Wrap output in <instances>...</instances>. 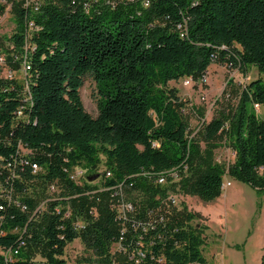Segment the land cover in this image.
Returning a JSON list of instances; mask_svg holds the SVG:
<instances>
[{"label":"trees","instance_id":"1","mask_svg":"<svg viewBox=\"0 0 264 264\" xmlns=\"http://www.w3.org/2000/svg\"><path fill=\"white\" fill-rule=\"evenodd\" d=\"M13 12L4 60L22 76L0 74V264H66L76 239L93 253L87 264H206L198 217L171 202L177 183L151 173L180 169V192L203 201L226 172L264 191V118L247 109L264 105V80L193 136L185 113L203 111L170 83L199 81L213 63L264 73V0H20ZM87 75L96 117L81 98ZM224 142L235 152L227 170L215 160ZM79 167L98 183L71 180ZM51 183L58 196H35Z\"/></svg>","mask_w":264,"mask_h":264},{"label":"rangeland","instance_id":"2","mask_svg":"<svg viewBox=\"0 0 264 264\" xmlns=\"http://www.w3.org/2000/svg\"><path fill=\"white\" fill-rule=\"evenodd\" d=\"M19 1L2 0L6 6L5 13L0 16V54L3 59L7 54L6 50L11 47L9 38L17 28L13 8ZM215 65L213 63L209 67L205 80L201 78L197 82L192 79L189 86L183 85V79L170 83V86L180 90V95L184 98H190V94L196 98L197 105L193 106L203 111V117L199 111L194 112L193 109H188L185 113L190 121L192 136L199 130L202 122L210 121L214 115L229 114L234 110L240 101L242 90L251 81L258 78L264 80V73L255 66H250L242 72L235 67L223 66L224 69H221ZM7 72L18 79L22 76L13 64L9 65L5 60H0L1 76H7ZM81 98L86 111L96 117L99 113L100 93L91 75H87L83 80ZM247 109L250 113L264 118V105L248 104ZM215 160L227 170L235 161V152L224 142L215 150ZM77 170L88 173V168L85 167H79ZM78 180L81 181L80 178ZM180 181L181 176L173 181L177 183L176 190L171 189L170 193L177 199L178 208L187 207L198 217L192 224L201 228L204 240L202 253L207 260L206 264H262L264 191L234 179L226 172L223 176L222 192L212 201H203L197 196L180 192L178 185ZM228 182L230 185L227 186ZM60 191L61 186L57 183H51L45 188L37 184L35 196L42 198L45 194L47 197H56ZM121 196V201L126 202L123 191ZM46 200L43 199L40 206H45ZM117 249L118 245H113L112 252H116ZM62 258L66 264H87V260L93 258V253L81 239H76L66 246Z\"/></svg>","mask_w":264,"mask_h":264},{"label":"built area","instance_id":"3","mask_svg":"<svg viewBox=\"0 0 264 264\" xmlns=\"http://www.w3.org/2000/svg\"><path fill=\"white\" fill-rule=\"evenodd\" d=\"M145 5H148V2L145 1ZM29 27L30 28H36V29H38V27L35 26L33 24V22H30L29 23ZM0 60L1 61H4V59L2 57H0ZM29 69H30V66L28 64V61L27 60H24L23 63H22V68H21V70H22V72L24 74V78H25V75L27 74V72H28ZM10 72H11V70H10ZM7 73H8L7 74V77H9V78H12L13 77L12 76V73H9V72H7ZM206 76H207V74L202 79L205 80L206 79ZM192 79H193L192 77H188V78L184 79L183 80V85L184 86H189L191 84V80ZM22 114H23V111L20 109L18 111V115H22ZM33 168L35 169V171L39 170V166L34 165V164H33ZM151 174L155 177V181L158 184L165 185L168 182L175 181L180 176V169H178V168H172V169H170L168 171H164V172H160V173H154L153 172ZM86 175H87V173H85L83 170H77V168H76V169H74L70 173V179L73 180L74 182H80L78 179L79 178H80V180L85 179L86 178ZM107 175H110V172H108ZM226 185L228 186V185H230V183L228 182ZM121 188H122V185L120 186V190H121ZM170 200H171V202L173 204H176V205L178 204L177 203V199L173 195H170ZM118 207H119V209L122 208V210L120 212L122 214H124V215H125V213L127 211H132L133 210L132 204L131 203H128V202H123L122 201Z\"/></svg>","mask_w":264,"mask_h":264},{"label":"water","instance_id":"4","mask_svg":"<svg viewBox=\"0 0 264 264\" xmlns=\"http://www.w3.org/2000/svg\"><path fill=\"white\" fill-rule=\"evenodd\" d=\"M100 177V174H94L92 176H89L88 174L86 175V178L89 182H93L95 180H97Z\"/></svg>","mask_w":264,"mask_h":264},{"label":"crops","instance_id":"5","mask_svg":"<svg viewBox=\"0 0 264 264\" xmlns=\"http://www.w3.org/2000/svg\"><path fill=\"white\" fill-rule=\"evenodd\" d=\"M215 66H220L221 69H224V67L222 65L216 64ZM190 99L192 100V104L193 105H197V99L194 98L191 94H190Z\"/></svg>","mask_w":264,"mask_h":264}]
</instances>
